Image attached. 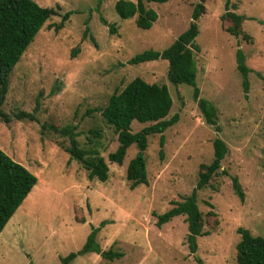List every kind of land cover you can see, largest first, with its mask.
Listing matches in <instances>:
<instances>
[{"label": "rangeland", "instance_id": "374dc122", "mask_svg": "<svg viewBox=\"0 0 264 264\" xmlns=\"http://www.w3.org/2000/svg\"><path fill=\"white\" fill-rule=\"evenodd\" d=\"M36 1L58 15L43 26L11 73L1 107L11 121L0 119V148L34 173L38 183L0 234V264H58L80 250L92 227L103 221L108 224L97 235L103 252L79 256L71 264H199L188 246L186 216L158 227L155 214L192 193L202 165L214 159L216 138L226 142L229 152L220 173L198 192L207 234L198 238L197 255L204 264H238L239 229L264 236V0L204 1L195 40L200 47L197 86L200 97L216 107L219 130L206 122L194 88L169 80L167 60L129 63L139 53L173 44L189 28L202 0L146 3L158 13L148 30L137 26V16L121 18L118 0ZM228 1L231 11L246 17L239 36L225 16ZM69 11L74 13L56 31L54 25ZM102 18L115 25L116 33ZM76 48L80 52L74 57ZM238 49L251 69L248 92L237 68ZM136 77L169 87L174 103L168 118L179 115V121L164 132L163 147L161 134L148 137L149 184L131 189L127 170L138 147L128 148L122 165L111 162L109 154L119 140L101 111ZM21 111L34 113L36 120L16 118ZM68 125L87 159L105 158L107 181L90 179L82 162L71 158L70 138L53 129ZM149 125L135 120L132 131ZM232 176L239 179L244 202ZM110 249L124 256L105 258Z\"/></svg>", "mask_w": 264, "mask_h": 264}, {"label": "trees", "instance_id": "16d2710c", "mask_svg": "<svg viewBox=\"0 0 264 264\" xmlns=\"http://www.w3.org/2000/svg\"><path fill=\"white\" fill-rule=\"evenodd\" d=\"M168 1L170 0H138L137 2L118 0L115 7L121 18L129 19L137 16V26L148 30L158 20V13L155 9L148 8L146 3H167ZM204 1L202 0L195 6L189 28L173 44L163 51L150 49L139 53L130 59L129 63L140 64L159 59L167 60L169 62V80L174 84L192 86L194 97L198 101L206 122L215 125L216 129L219 130L217 109L209 100L200 97V89L197 86L198 68L195 54L200 50V47L195 40L199 35L198 20L205 12ZM229 4L228 1L225 16L235 23L232 28L233 35L239 36V26L246 17L231 11ZM73 13V11L65 13L62 17V23L54 25L55 30L59 31ZM54 15H58L56 9L41 6L36 0H0V119L5 122L11 121V117L1 109L8 94L11 73L28 47L34 42L40 30ZM102 21L104 24L109 25L111 33H116L114 24H110L105 18H102ZM91 39L95 41L93 36H91ZM79 52L80 49L76 48L72 56H77ZM236 61L237 68L242 76L244 90L248 92L251 69L246 64V56L242 49L237 50ZM173 103V97L167 85L149 83L141 77H136L121 92L114 93L106 107L101 111L105 120L113 125L119 140L117 150L109 154L111 162L122 165L128 148L134 144L138 147V152L131 159L127 170V179L131 181V189H136L142 184H149L147 159L145 157V151L148 148V137L161 134L160 144L162 147L164 146V132L179 121V115L168 118ZM39 105L38 101L36 110ZM16 118L36 120L34 113L26 111L19 112ZM135 120L143 123L152 122V125L134 133L132 124ZM53 129L62 136L70 138L68 152L72 159L82 162L85 169L89 171L90 179H98L102 182L108 180L109 165L105 158L98 156L87 159L88 153L80 148L77 140L78 134L72 126L68 125L63 128L53 126ZM91 132L100 136L99 131ZM213 146L214 159L211 163L202 165L203 170L199 173L197 186L192 193L186 196L183 201H173V206L168 211L155 214L158 219V227H162L175 217L186 216L189 230L187 236L188 246L199 264H204V262L197 255L198 238L206 235L207 232L203 230L202 212L198 205V192L207 187L211 179L220 173L222 161L229 152L226 142L221 138H216ZM161 153H163V150H161ZM221 172L228 175L226 171ZM231 179L235 193L244 202L245 192L238 177L232 176ZM37 183L38 177L34 173L0 148V234ZM106 224H108V221H103L99 227L93 226L84 246L80 250L62 257L58 264H71L79 256L88 253L101 254L103 251L97 241V235ZM239 233L242 238L237 245L238 264H264V236L253 235L246 228H240ZM103 256L114 260L123 257L124 254L110 249L104 252Z\"/></svg>", "mask_w": 264, "mask_h": 264}]
</instances>
